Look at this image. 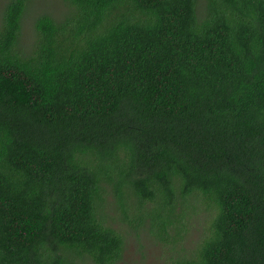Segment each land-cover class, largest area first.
<instances>
[{
  "label": "trees",
  "instance_id": "16d2710c",
  "mask_svg": "<svg viewBox=\"0 0 264 264\" xmlns=\"http://www.w3.org/2000/svg\"><path fill=\"white\" fill-rule=\"evenodd\" d=\"M33 2L0 21V264H119L116 220L264 264V0Z\"/></svg>",
  "mask_w": 264,
  "mask_h": 264
},
{
  "label": "rangeland",
  "instance_id": "374dc122",
  "mask_svg": "<svg viewBox=\"0 0 264 264\" xmlns=\"http://www.w3.org/2000/svg\"><path fill=\"white\" fill-rule=\"evenodd\" d=\"M60 0H34L32 5V13H39L41 11H46L48 9L58 10L61 7L59 5ZM8 0H0V21L2 13L7 4ZM36 15L32 14L27 20H25L24 34L29 36L33 32V21ZM109 203L111 205L115 204L114 196H109ZM110 213L114 217L113 207ZM206 217L204 213H198L189 222L188 230L183 234V243L190 249H194L201 241L204 234V221ZM114 226L126 237V248L123 255V260L119 264H164L167 258L166 249L163 248L162 243L157 241L151 235L148 228L136 231L134 229H126L120 221L116 220Z\"/></svg>",
  "mask_w": 264,
  "mask_h": 264
}]
</instances>
